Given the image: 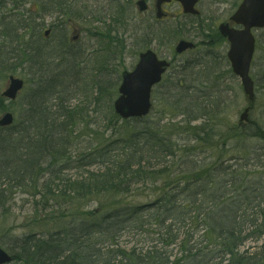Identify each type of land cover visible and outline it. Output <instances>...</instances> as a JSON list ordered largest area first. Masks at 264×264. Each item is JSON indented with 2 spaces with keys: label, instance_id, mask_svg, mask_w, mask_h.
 Segmentation results:
<instances>
[{
  "label": "trees",
  "instance_id": "trees-1",
  "mask_svg": "<svg viewBox=\"0 0 264 264\" xmlns=\"http://www.w3.org/2000/svg\"><path fill=\"white\" fill-rule=\"evenodd\" d=\"M31 1L38 4L32 21L40 12L56 14V19L63 16L70 23L82 17L72 7L75 0ZM3 26L7 37L22 44L14 56L20 59L17 64L28 63L39 78L27 93L15 123L0 128V214L8 211L19 192L40 196L42 209L54 210L34 221V232L13 239L10 264H264V159L260 158L264 153L251 149L242 157L243 163L228 165L220 161L228 154L226 147L216 161L198 158L194 143L180 144L173 137L174 129L166 130L158 121L144 117L123 121V131H116L121 137L72 156L80 109L64 102L63 94L54 105L46 98L62 84L52 62L58 65L66 60L54 54L55 47L36 43L33 36L38 35L39 25L22 27L32 29V41L19 39L9 25ZM146 34L151 42L158 37L150 27ZM13 59L0 52V79L13 70ZM45 70L54 71L51 78H41ZM178 87L180 93L173 91L162 101L165 107L178 111L188 125L218 114L219 95L189 85L185 79ZM112 115L115 121L120 120L114 111ZM221 138L223 143L239 142V137ZM251 153L256 155L250 157ZM83 161L94 169H85L78 178L62 179V185H55L50 178L40 184L43 176L53 174L50 166L66 162L65 166L75 169ZM251 165L262 175L255 181L247 176ZM140 185L149 190L142 203L135 201L143 194ZM232 187L239 189L238 196L229 194ZM79 201H87L88 207L83 210ZM62 207L67 217L64 210L57 212ZM49 222L63 226L48 230ZM123 238H128L130 245L122 244ZM249 240L262 241L258 253L245 248Z\"/></svg>",
  "mask_w": 264,
  "mask_h": 264
},
{
  "label": "rangeland",
  "instance_id": "rangeland-1",
  "mask_svg": "<svg viewBox=\"0 0 264 264\" xmlns=\"http://www.w3.org/2000/svg\"><path fill=\"white\" fill-rule=\"evenodd\" d=\"M22 1L0 0V52L7 53L8 58H15L10 61L13 70H10L7 78L0 79V97L11 75L26 82L25 89L15 101L0 100V115L11 111L15 119L18 118L19 114H22V104L27 93L37 85L39 78L32 73L28 63L17 64L20 59L14 56L18 55L16 49H20L22 44L7 37L3 25H9L13 34L24 41L33 40V31L31 28L26 31L22 28L23 25H39L38 35L33 36L37 39L36 43L47 48L55 47L54 54L59 53L66 60L58 65L52 62V67L56 68L55 75L60 73L62 76V84L46 96L47 102L54 105L58 95L63 94L64 102H68L69 106L77 110L80 109L76 115L77 127L72 137V156H81L106 141L121 137L116 131H123V122L121 119L115 121L112 115L113 103L119 94L121 73L123 70H132L139 59V53L147 47H152L160 58L172 60L171 68L165 74L163 82L153 92L154 107L149 115L151 121H158L160 127L166 130L170 127L171 130L174 129L176 134L173 137H177L180 144L194 143L197 146L195 155H198V158L210 157L212 162L219 157L222 147L229 148L228 154L220 159L225 165L243 163L245 159L242 157L247 156L246 151L250 152L251 149H255L257 154L264 153V29L255 33L256 51L250 72L255 81L256 95L249 114L250 122L244 126V130L238 124L239 117L249 103L239 77L234 75L225 63L224 56L229 49V43L220 36L217 29L221 22L227 21L234 13L241 0H199L197 8L201 15L196 20L190 19L189 15L183 13L180 3L173 1L164 6L166 19L158 23L154 22L155 0H147V12L138 10V0H75L72 7L75 12L79 11L82 17L72 23L63 16L56 19V14L43 12L32 21L34 5L37 11L38 4L31 0L26 3ZM51 23H54V26ZM149 27L151 32L159 37L152 42L146 34ZM47 29L50 32L46 36L44 32ZM174 33L180 34L173 36ZM181 39L192 40L199 45L195 50L175 57L173 49ZM54 71L45 70L41 78H51ZM183 79L189 85H198L201 89L210 90L213 95H219L220 109L216 116L211 115L188 125L178 111L165 107L163 96H168L167 94L173 91L180 93L178 83ZM182 129H188L196 136H191L190 132H186L188 130L181 132ZM190 137H203L204 140L193 141ZM221 137H239V142L230 140L223 143ZM255 155L251 153L250 157ZM260 158L264 159V156ZM250 164L254 162L250 161ZM65 165L66 162H58L50 166V172L53 174L50 173L46 178L43 176L40 184L50 178L55 185H62L63 180L78 178L85 169H94L87 167L85 161L78 163L75 169ZM248 169H251L247 174L249 179L255 181V178L262 176L258 174L260 171L256 170L258 168L255 166L251 165ZM140 188L139 192L143 194L135 201L142 203L147 201L144 196L149 190L141 185ZM232 189L229 194H240L239 189ZM14 197L9 203L8 211L0 214V245L8 252L13 239L36 230L35 220L54 213L52 208L47 211L42 209L39 205L40 196L33 198L19 192ZM51 202L55 209L53 200ZM79 202L83 210L88 207L87 201ZM58 209L59 213L64 210L63 215L67 217L68 212L64 207ZM62 226L63 224L59 226L56 222H49L46 228L55 230ZM121 241L122 244L130 245L128 238ZM261 244L262 241L249 240L245 248L250 247V252L258 253Z\"/></svg>",
  "mask_w": 264,
  "mask_h": 264
},
{
  "label": "water",
  "instance_id": "water-1",
  "mask_svg": "<svg viewBox=\"0 0 264 264\" xmlns=\"http://www.w3.org/2000/svg\"><path fill=\"white\" fill-rule=\"evenodd\" d=\"M171 0H157V17L162 18V4ZM182 3L184 12L198 14L195 9L198 0H177ZM140 11H145L148 5L145 0L137 2ZM231 19L242 26L237 29L230 27L228 23L219 26L223 36L230 42L228 58L231 62L233 72L241 78L244 92L250 101L255 98L254 82L250 77V65L255 51V36L253 28L264 27V0H243ZM46 35L49 31H46ZM195 44L188 40H180L175 46L177 54L183 53L187 49L194 48ZM169 62L159 60L156 53L147 50L140 54V60L133 71H125L123 80L119 87V97L114 102L117 114L122 118L142 117L149 113L151 108V91L153 86L160 82L162 75ZM24 86V80L10 76L9 84L3 96L9 100H15L18 93ZM249 108L240 116V120L248 119ZM14 121V115L6 112L0 117V127L9 126ZM12 257L0 246V264L11 262Z\"/></svg>",
  "mask_w": 264,
  "mask_h": 264
},
{
  "label": "bare ground",
  "instance_id": "bare-ground-1",
  "mask_svg": "<svg viewBox=\"0 0 264 264\" xmlns=\"http://www.w3.org/2000/svg\"><path fill=\"white\" fill-rule=\"evenodd\" d=\"M148 35L150 36V34H147V36H148Z\"/></svg>",
  "mask_w": 264,
  "mask_h": 264
}]
</instances>
